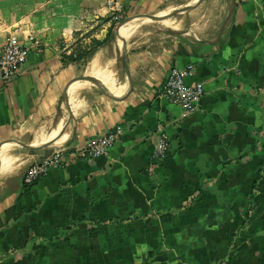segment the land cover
<instances>
[{
  "label": "crops",
  "instance_id": "obj_1",
  "mask_svg": "<svg viewBox=\"0 0 264 264\" xmlns=\"http://www.w3.org/2000/svg\"><path fill=\"white\" fill-rule=\"evenodd\" d=\"M107 1L0 0V55L9 41L29 50L20 75L0 82V149L11 147L0 157L22 163L0 176V264H264V0H203L201 30L128 45V76L117 47L103 45L92 59L114 55L100 81L122 87L118 100L71 88L74 46L104 41L117 16L189 0H115L116 13ZM188 65L187 83L205 93L184 115L162 90ZM60 119L53 145H35ZM117 127L106 155L76 156ZM162 134L169 151L153 162ZM58 147L63 162L27 186L26 170Z\"/></svg>",
  "mask_w": 264,
  "mask_h": 264
},
{
  "label": "built area",
  "instance_id": "obj_2",
  "mask_svg": "<svg viewBox=\"0 0 264 264\" xmlns=\"http://www.w3.org/2000/svg\"><path fill=\"white\" fill-rule=\"evenodd\" d=\"M107 6L112 12L120 11V7L115 0L107 1ZM29 50L24 45L9 41L0 55V82H10L20 75L22 65L27 60ZM194 65L183 68H173L167 78L162 90V96L170 103L179 105L184 115H189L196 110L197 101L204 95L205 89L202 83L193 85L187 83V79L192 77ZM123 133L121 127L106 133L105 135L91 141L86 147L76 152L77 157L92 159L104 156L118 142ZM169 139L166 134H162L152 155L153 162L164 160L169 151ZM64 160V151L55 149L50 155L44 157L40 162L32 164L25 172L23 179L27 186H33L39 180L46 177L49 170L58 167Z\"/></svg>",
  "mask_w": 264,
  "mask_h": 264
},
{
  "label": "rangeland",
  "instance_id": "obj_3",
  "mask_svg": "<svg viewBox=\"0 0 264 264\" xmlns=\"http://www.w3.org/2000/svg\"><path fill=\"white\" fill-rule=\"evenodd\" d=\"M189 1L188 2L186 1V3H183V4L180 3V4H177V5H171V6H167V7H160V8H157L155 11H152V12H149V13H140V14L138 13V14H135V15H167V14L171 13V11L176 10L177 8L178 9H181V8H184V7H191L192 10H190L189 12L180 13V14L176 15L175 17L171 18V19H173V21L174 20H179V22L183 23L184 29H183L182 32H184V31H187V32L190 31V32H192L193 30L196 32V31L201 30V28L204 25H206V21H207V19H206V13L204 11L205 9H204L203 6H201V5L196 6V2L192 3V1L191 2H189ZM132 16H134V15L127 16L125 18H123L121 16H117L116 17V19L114 20V23L112 24V27H111V30H112L111 39H110L109 42H107L104 45V46H108L109 45L108 47H110V48L111 47L113 48V46H116L117 49H118V53L117 54H118V59L119 60L122 59L121 52L123 50V44L118 43V41L116 40L117 32L119 30L120 25L124 21H127L128 22L129 21V18L132 17ZM134 21H136L139 24V27H138V29L136 31V34H134L133 36H131L126 41L125 44L127 45V47H128V45L131 42H133V41H135V40H137L139 38L154 36L155 34H158V33H174V32H170L168 29L163 30V29L157 28V26L160 24L157 21H152L151 22V20L144 19V18L143 19H137V20H134ZM130 25L131 24L126 25L122 29H124V28H126V27H128ZM178 33H180V32H178ZM88 45H91V42ZM80 47H81V44L75 45L74 48H73L74 49L73 50V53H76V55L82 54V52L85 51V48H80ZM91 60H92V57L89 58V59H86V60H80L79 61V63H80V75L79 76L80 77L83 76V75H89V65L88 64H90V61ZM119 87L120 86L118 85V88ZM0 160H5V161H7V163H12V162H16L17 158H14L11 155V153H9L7 155L4 154L3 156H1L0 157Z\"/></svg>",
  "mask_w": 264,
  "mask_h": 264
},
{
  "label": "bare ground",
  "instance_id": "obj_4",
  "mask_svg": "<svg viewBox=\"0 0 264 264\" xmlns=\"http://www.w3.org/2000/svg\"><path fill=\"white\" fill-rule=\"evenodd\" d=\"M195 0L192 1V3H194ZM175 9V8H174ZM178 9V8H177ZM171 10V9H170ZM167 12V11H166ZM172 12V11H171ZM163 14V13H162ZM152 22V21H151ZM130 23L131 25L122 29L124 27L125 24ZM133 23V24H132ZM146 23V22H145ZM159 25L157 26V28L159 29H163L166 30L168 29L170 32H180L183 31L184 26L183 23L179 22V20H174L173 19H167V20H162L159 21ZM124 25H122L118 32H117V36H116V40L118 41V43L122 44L123 42L126 43V41L133 36L134 34H136V31L139 27V24L136 21H128L126 22ZM143 24V23H142ZM196 24V23H195ZM141 26V25H140ZM205 26V25H204ZM203 26V28H204ZM190 27V26H189ZM149 28V27H148ZM152 28V27H151ZM150 28V29H151ZM191 28V27H190ZM122 29V30H121ZM141 29V28H140ZM202 29V28H201ZM154 30V29H153ZM189 30V29H188ZM194 31V30H193ZM141 32V31H140ZM145 33V32H144ZM188 33V32H187ZM194 33V32H193ZM138 34V33H137ZM183 34V33H182ZM198 34V33H197ZM140 35V34H139ZM142 36V35H141ZM199 37V36H197ZM109 44V43H108ZM109 46V45H108ZM107 46V47H108ZM113 49H115L113 47ZM114 53V52H113ZM89 65V75L93 76L95 78H97L98 80H100L104 75H106L108 73V71L114 66V55H112V53L110 52H98V54H96L93 59L90 61ZM88 67V66H87ZM86 72V71H85ZM83 83L81 85V87L79 89H81L82 87H84L85 85H88L87 82H76L74 83L71 88L76 85V84H80ZM70 88V90H71ZM78 89V90H79ZM69 90V92H70ZM123 92V89L121 87L120 92L116 93V92H112L114 95H120ZM91 93V92H90ZM89 94V93H88ZM87 96V95H85ZM76 97V96H75ZM83 98V97H82ZM90 98V97H89ZM86 99V98H85ZM74 100V99H73ZM72 100V101H73ZM71 101V103H72ZM88 105V104H87ZM81 109V108H80ZM77 110V109H76ZM75 110V111H76ZM78 113V112H77ZM64 118V117H63ZM67 124V123H66ZM42 127V126H41ZM65 131L66 130V126H65V120L64 119H60L59 121H57L55 123V125L53 126V128L49 131L46 130V127H42L40 128L36 135H35V145H41V144H47L52 146L53 143L57 140L58 136L60 135L61 131ZM33 144V143H32ZM59 146V145H57ZM5 147H10V146H4L0 149V153L2 151L3 148ZM11 148V147H10ZM43 156V155H42ZM46 156V155H45ZM22 157V156H21ZM19 158V157H18ZM27 159V158H26ZM41 159V158H40ZM0 165H3V167H0V176H9L14 174L15 172L18 171L20 165H22V163H18V161L16 160V162L14 163H2L0 162ZM13 178V177H11ZM10 179V178H9Z\"/></svg>",
  "mask_w": 264,
  "mask_h": 264
},
{
  "label": "water",
  "instance_id": "obj_5",
  "mask_svg": "<svg viewBox=\"0 0 264 264\" xmlns=\"http://www.w3.org/2000/svg\"><path fill=\"white\" fill-rule=\"evenodd\" d=\"M203 0H197L196 1V5L200 4ZM190 10H192L191 7H184V8H181V9H176L174 11H172L171 13L167 14V15H135V16H132L129 18V21H134V20H137V19H148V20H151V21H162V20H167V19H171L173 17H175L176 15L180 14V13H186V12H189ZM127 21H124L120 27L122 25H124ZM119 27V28H120ZM123 44V50L121 52V56H122V59L124 61V66H125V71H126V74L127 76L129 75V70H128V66H127V61H126V52H127V45L125 44V42L122 43ZM77 81H83V82H87V83H90L94 86H96L97 88L101 89L106 95H108L109 97H111L112 99L114 100H118L117 97H115L111 91L105 86V84H103L100 80H98L97 78L93 77V76H90V75H83L81 77H78L76 78L72 83L74 82H77ZM72 83H70V85L68 86L66 92H65V99L67 101V92L69 90V87L72 85ZM69 113H70V110L69 108H67ZM71 118H72V115L70 114ZM48 146L47 144H44L42 145L41 147L39 148H43V147H46ZM23 147H25L26 149H29V150H32V149H37L36 147H33V146H28V145H23ZM59 149H62V147H58Z\"/></svg>",
  "mask_w": 264,
  "mask_h": 264
},
{
  "label": "trees",
  "instance_id": "obj_6",
  "mask_svg": "<svg viewBox=\"0 0 264 264\" xmlns=\"http://www.w3.org/2000/svg\"><path fill=\"white\" fill-rule=\"evenodd\" d=\"M111 36H112V30L108 33L104 41H98L96 39H93L91 41V45L81 44L80 48H85V51L82 52V54L80 55H76V53H73L72 60L79 62L80 60H86V59L91 58L99 48H101L103 45H105L107 42L110 41Z\"/></svg>",
  "mask_w": 264,
  "mask_h": 264
}]
</instances>
